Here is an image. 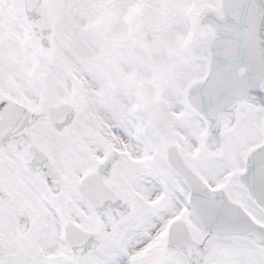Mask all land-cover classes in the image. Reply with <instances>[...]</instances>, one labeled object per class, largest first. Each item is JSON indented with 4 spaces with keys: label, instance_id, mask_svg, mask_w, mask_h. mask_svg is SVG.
<instances>
[{
    "label": "snow or ice",
    "instance_id": "snow-or-ice-1",
    "mask_svg": "<svg viewBox=\"0 0 264 264\" xmlns=\"http://www.w3.org/2000/svg\"><path fill=\"white\" fill-rule=\"evenodd\" d=\"M0 264H264V0H0Z\"/></svg>",
    "mask_w": 264,
    "mask_h": 264
}]
</instances>
